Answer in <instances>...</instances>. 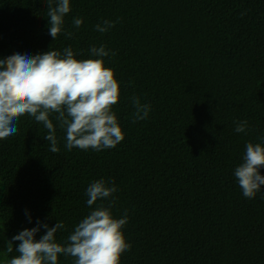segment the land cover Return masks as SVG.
Listing matches in <instances>:
<instances>
[{"label": "trees", "instance_id": "1", "mask_svg": "<svg viewBox=\"0 0 264 264\" xmlns=\"http://www.w3.org/2000/svg\"><path fill=\"white\" fill-rule=\"evenodd\" d=\"M70 8L73 36L53 40L47 0H0V58L68 46L88 58L92 45H105L124 139L68 150L51 114L53 153L44 125L19 118L18 133L0 140V264L16 255L7 241L37 221H62L63 243L96 207L85 192L101 178L118 189L113 216L127 210L131 247L120 264H264V186L249 199L234 176L246 143H264V0H70ZM105 19L116 23L100 33ZM133 96L151 106L135 123ZM242 120L247 130L238 133Z\"/></svg>", "mask_w": 264, "mask_h": 264}, {"label": "clouds", "instance_id": "2", "mask_svg": "<svg viewBox=\"0 0 264 264\" xmlns=\"http://www.w3.org/2000/svg\"><path fill=\"white\" fill-rule=\"evenodd\" d=\"M47 4L52 39L61 33L71 38L73 32L65 29L64 20L71 10L70 0H47ZM72 23L79 28L82 18L76 17ZM115 23L105 19L95 28L106 33ZM78 55L68 46L62 52L49 48L35 55L13 53L0 58V140L16 135L19 118L28 115L48 130L45 139L50 142V151L59 152L51 114H56L58 126L65 131L68 150L102 151L124 139L112 110L119 102V84L114 70L106 67L103 59L110 50L103 44L92 45L88 58ZM131 103L132 123L148 117L150 104L141 103L136 96ZM234 123L236 132L247 130V120ZM262 168L264 143L247 142L242 162L234 170L244 197L254 198L264 186ZM117 190L114 182L103 178L90 183L85 192L87 205L96 207L74 226L63 243L56 239L57 231L65 227L62 221L51 227L37 221L36 227L25 228L7 241V251L11 253L15 245L16 252L7 264H59L60 255L74 258L73 264H120L121 255L131 245L122 231L128 222L127 210L120 218L111 211ZM41 227L46 231L37 240L35 234Z\"/></svg>", "mask_w": 264, "mask_h": 264}]
</instances>
